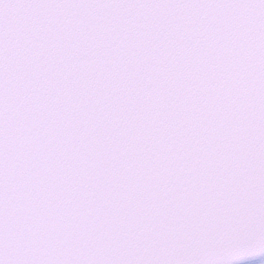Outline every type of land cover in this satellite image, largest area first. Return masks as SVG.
<instances>
[{"label":"snow or ice","instance_id":"6c2138e0","mask_svg":"<svg viewBox=\"0 0 264 264\" xmlns=\"http://www.w3.org/2000/svg\"><path fill=\"white\" fill-rule=\"evenodd\" d=\"M260 254L264 0H0V264Z\"/></svg>","mask_w":264,"mask_h":264},{"label":"water","instance_id":"95a60500","mask_svg":"<svg viewBox=\"0 0 264 264\" xmlns=\"http://www.w3.org/2000/svg\"><path fill=\"white\" fill-rule=\"evenodd\" d=\"M260 258H264V254H260L259 256H257L256 258L253 259H245V260H238V261H234V264H239V263H244V262H248V261H252V260H256V259H260Z\"/></svg>","mask_w":264,"mask_h":264},{"label":"rangeland","instance_id":"374dc122","mask_svg":"<svg viewBox=\"0 0 264 264\" xmlns=\"http://www.w3.org/2000/svg\"><path fill=\"white\" fill-rule=\"evenodd\" d=\"M260 261H262V260H260ZM260 261H253V262H251V263H249V264H260ZM264 261V260H263Z\"/></svg>","mask_w":264,"mask_h":264}]
</instances>
